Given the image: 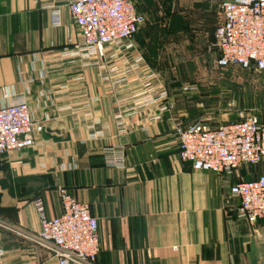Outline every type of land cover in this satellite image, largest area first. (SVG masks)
<instances>
[{
	"label": "crops",
	"instance_id": "obj_1",
	"mask_svg": "<svg viewBox=\"0 0 264 264\" xmlns=\"http://www.w3.org/2000/svg\"><path fill=\"white\" fill-rule=\"evenodd\" d=\"M133 1L147 22L128 47H108L91 65L69 56L79 32L68 0H0V107L25 93L42 126L33 147L0 155V264H56L54 250L37 239L33 200L55 217L60 188L97 218L95 264H264V220L239 218L230 193L264 175V160L231 173L193 171L180 160L174 133L176 125L213 127L249 112L264 125V71L215 70V0ZM52 8L60 10L59 26ZM138 57L170 109L159 119L155 110L129 111L118 132L117 104L139 86L126 75ZM123 79L129 91L113 86ZM190 86L196 89L184 90ZM108 151L122 154L121 166L109 165Z\"/></svg>",
	"mask_w": 264,
	"mask_h": 264
},
{
	"label": "built area",
	"instance_id": "obj_2",
	"mask_svg": "<svg viewBox=\"0 0 264 264\" xmlns=\"http://www.w3.org/2000/svg\"><path fill=\"white\" fill-rule=\"evenodd\" d=\"M215 2L220 15L213 35L217 68L264 71V0ZM67 8L79 32L78 43L69 51V56L86 59L91 65H98L96 58H105L108 47H128V42L147 22L133 0H68ZM51 22L54 26L60 25L59 9L52 8ZM139 61V57L135 58L126 70L127 76H135L139 86L129 101L117 104L118 132L125 130L122 120L129 116V111L155 110L153 118L159 119L170 109L164 103L167 94L156 82L155 73L140 67ZM100 73L103 80L110 79V72L102 66ZM113 86L129 91L126 79ZM195 89V86L184 88ZM41 131L42 126L34 121L25 93L11 96L10 102L0 107V155L33 147L34 136ZM174 133L178 156L193 171L231 173L264 160V125L252 112L238 121L213 127L202 121L176 125ZM106 154L110 157L109 165L121 166L122 154L113 155L111 151ZM57 193L61 213L52 218L46 217L41 198L33 200L39 217L38 241L54 250L56 264H95L99 252L97 218L90 214L87 204L76 200L65 189L60 188ZM230 193L238 199L235 212L239 218L251 224L264 220V175L233 184Z\"/></svg>",
	"mask_w": 264,
	"mask_h": 264
},
{
	"label": "rangeland",
	"instance_id": "obj_3",
	"mask_svg": "<svg viewBox=\"0 0 264 264\" xmlns=\"http://www.w3.org/2000/svg\"><path fill=\"white\" fill-rule=\"evenodd\" d=\"M152 8H154V10L156 11V14H157V17H158V22H160L161 21V14H160V8H159V6H156L155 5V7L153 6ZM189 66H188V68L189 69H191V70H193V69H196V68H199L200 67V70H206V69H208L207 67L208 66H206V64L204 63V64H202V63H195V64H193V63H190V64H188ZM215 70H219L218 68H215ZM232 71H240V70H238V69H232Z\"/></svg>",
	"mask_w": 264,
	"mask_h": 264
}]
</instances>
